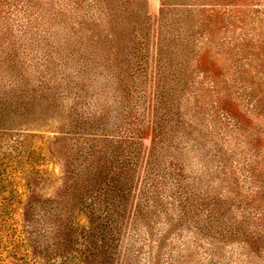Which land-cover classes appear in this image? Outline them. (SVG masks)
<instances>
[{
    "label": "rangeland",
    "instance_id": "1",
    "mask_svg": "<svg viewBox=\"0 0 264 264\" xmlns=\"http://www.w3.org/2000/svg\"><path fill=\"white\" fill-rule=\"evenodd\" d=\"M93 132L135 136L133 186L150 149L166 175L106 264H264V0H0V264L33 256L25 209L64 207Z\"/></svg>",
    "mask_w": 264,
    "mask_h": 264
},
{
    "label": "trees",
    "instance_id": "2",
    "mask_svg": "<svg viewBox=\"0 0 264 264\" xmlns=\"http://www.w3.org/2000/svg\"><path fill=\"white\" fill-rule=\"evenodd\" d=\"M5 9L12 10V4L6 5ZM116 39L117 35H115ZM158 97L160 98V94L155 96V99L158 100ZM161 97L163 98L162 94ZM42 98L44 99L41 101L46 99L45 96ZM156 130V128L153 129V133L156 134L155 138H159L160 133ZM93 133L94 135L91 134V136L101 137L89 140L87 147L82 148L79 145L77 152H72L68 157L64 186L57 192V196L66 201L64 207H59L58 201H56L57 205H53L51 201H43V204L28 203L25 209V228L29 236L27 239L32 242L31 247L34 252L29 260L19 258L21 262L40 264L38 256L43 253L44 255L53 253L59 254L63 258L62 262L65 263H109L117 255L118 247L115 246L122 233V216L127 209V197L134 193L133 217L142 216L144 212L149 213L147 207H151L155 202L158 203L157 194L163 198L158 182L164 181L166 175L164 173L160 175L157 172L155 157L150 155L151 149L146 155L145 174L143 178L141 177L138 188L137 185L133 186L132 175L128 174L130 169L137 168L140 158V149L136 145L135 136L126 137L130 140L126 138L116 140L114 144L106 140V133ZM75 134L84 135L82 132ZM70 158L72 160H69ZM178 176L176 174L172 180L170 178L171 184L177 189L175 191L177 195L172 202L184 208L188 205L190 195L183 191L184 188ZM149 200L152 202L151 205ZM77 201L80 205H77ZM188 208L190 207L187 206ZM161 211L162 209H159L155 213L160 214ZM209 211L208 215L212 213V209L209 208ZM195 218L194 227L197 228L199 219L198 216ZM78 237L83 241V250L76 254L77 258H74V253H71L68 248L70 243ZM81 258L83 260L79 263ZM47 262L56 264L57 259L51 257L50 261L47 259ZM121 264L125 262L122 261Z\"/></svg>",
    "mask_w": 264,
    "mask_h": 264
}]
</instances>
